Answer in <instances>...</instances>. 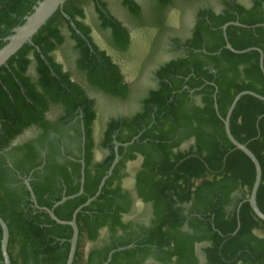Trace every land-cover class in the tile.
<instances>
[{
  "label": "trees",
  "instance_id": "16d2710c",
  "mask_svg": "<svg viewBox=\"0 0 264 264\" xmlns=\"http://www.w3.org/2000/svg\"><path fill=\"white\" fill-rule=\"evenodd\" d=\"M39 1L0 0V49ZM89 1L98 27L110 31L109 47L127 62H140L166 32L172 18L168 11L185 0H154L149 25L140 22L141 6L135 0H119L140 22L142 34L153 27L134 46L128 28L109 12L107 0H66L62 11L69 19L58 9L31 44L0 66V216L9 230L11 264H65L72 235L69 225L56 223L34 206L24 180L30 178L38 205L51 208L61 197L78 192L83 159V193L54 209L58 218L70 220L74 209L95 194L114 159V142L124 144L135 136L131 144L118 147L120 159L100 194L76 216L79 235L72 264H102L111 250L129 244L133 246L115 251L108 264H264V221L247 201L255 167L229 141L222 120L237 93L250 90L264 96L259 52L230 51L222 31L225 23L239 22L245 27L226 29L231 46L257 47L264 54V26L250 27L264 22V0H251L250 6L221 0L220 12L198 8L189 36L170 37L183 54L160 64L154 72L157 86L141 99L140 109L111 118L100 136L94 99L53 56L66 41L65 27L77 53L76 71L86 83L113 99L125 100L130 94L119 63L95 42L85 23L83 4ZM53 106L62 110L55 121L47 118ZM32 127L40 131L36 138L12 145ZM230 130L261 165L256 201L264 213V101L243 95L231 114ZM66 140L75 147L64 145ZM189 142L187 149L181 148ZM98 150L105 151L101 158ZM138 160L134 192L151 208L147 225L126 219L134 199L122 187L124 170ZM103 232L107 239L96 245ZM200 244L202 260L196 250Z\"/></svg>",
  "mask_w": 264,
  "mask_h": 264
},
{
  "label": "rangeland",
  "instance_id": "374dc122",
  "mask_svg": "<svg viewBox=\"0 0 264 264\" xmlns=\"http://www.w3.org/2000/svg\"><path fill=\"white\" fill-rule=\"evenodd\" d=\"M138 4L141 6V20L143 24L149 25L152 24V20L150 19L154 14V0H136ZM245 5L250 4L251 0H237ZM109 9L111 12L119 18L128 30L131 33L133 46L137 44L139 40L141 41V35H147L151 33L153 27H148L144 30L142 34V30L139 29L138 20H134L127 12V10L121 5L119 0H108ZM86 13L85 23L88 24L92 29V35L95 42L105 50L111 54L115 60L119 63L122 68L126 81L130 86V94L125 100L113 99L107 97L103 94L93 92L90 88H88V92L91 96H93L96 102V109L98 113V121L96 123V135L100 136L102 130L105 126V123L110 120V118H118L123 116H130L136 111H138L141 107V99L146 95V93L157 86V79L155 77L156 68L162 64L163 62L180 56L183 54V51L175 50L172 48L170 43V37L177 36L179 38H184L189 35L192 23L195 17V12L198 8L208 7L213 8L215 11L221 10V0H185L176 2L174 7L168 11V15H171L172 18L170 20L169 26L167 27L166 32L161 34L160 37H157L156 41L158 42L154 51L146 55L142 61L127 62L125 59L118 56V54L109 47L108 45V31H103L98 27V20L94 11L93 4L89 1L83 4ZM63 33L66 36V41L64 45L60 46L54 53V58L62 63L65 69L72 72L73 77L83 84L82 78L75 72L74 60L76 53L73 48V43L69 39L68 32L66 28H63ZM146 41L143 38L144 42ZM155 41V42H156ZM33 68H30V73L32 74ZM84 85V84H83ZM87 88V87H86ZM61 113V109L59 107L53 106L51 110L48 112L47 116L49 119H56ZM39 134V130L35 127L26 129L19 137L16 138L14 144H21L27 140L36 138ZM189 143H185L182 145V149H187ZM67 147L74 148V143L66 142ZM104 150H98L96 156L101 158L104 156ZM140 165V161L129 162L126 165L124 172L127 174L126 177L122 181V187L125 190H129L130 192H134V184H133V175L135 171L138 169ZM240 194H235L234 197H239ZM134 205L132 211L126 217L127 220H132L135 223H148L151 215V208L148 205L141 204L140 202L134 200ZM107 232L102 233L101 239L96 243V245L102 243V241L107 239ZM204 244H200L197 246L196 250L202 260V246ZM89 247V245H88ZM147 264H159L155 262H148Z\"/></svg>",
  "mask_w": 264,
  "mask_h": 264
},
{
  "label": "water",
  "instance_id": "95a60500",
  "mask_svg": "<svg viewBox=\"0 0 264 264\" xmlns=\"http://www.w3.org/2000/svg\"><path fill=\"white\" fill-rule=\"evenodd\" d=\"M65 1L66 0H41V1H39L37 3V5L34 6V12L31 15L25 17L26 22L23 25L14 28L13 33L4 39L5 41H7V44L0 49V66L4 65L6 63V61L12 55H14L24 44H31L33 35L39 30V28L41 26H43L46 23V21L58 9H60L62 11V8H63ZM250 5H251V3L247 4V6H250ZM217 11H219V10H217ZM62 14L67 19H69V17L67 16V14L65 12L62 11ZM71 25L74 26V24L72 22H71ZM229 25H236V26L245 27L244 25L240 24L239 22H227L224 25H222V31H223V35L225 38V48L229 49L230 51H232L234 53H245V52L250 51V50L258 51L260 54L259 66H260L262 73L264 74V65H263L264 54H263V51L257 47H250V48H246L243 50L234 49L231 46V44L229 43L227 36H226V29ZM258 26H264V22L260 23V24L252 25L250 27L255 28ZM216 92H217V88L215 89V93H214V106L217 110ZM243 95H251V96H253L259 100L264 101L263 95H260L256 92H253L250 90H243L234 96V98H233V100H232V102H231V104L227 110L226 116L224 118H222V120H223V124H224L225 134H226L227 138L229 139V141L233 144V146L235 148L241 150L254 164L255 178H254V182H253V185H252V188H251V191H250V194H249L247 201H248L253 213L256 215V217H258L260 220L264 221V213L259 209V207L257 205V201H256V195H257V191H258V188H259V185L261 182V177H262L261 165H260L258 159L256 158V156L254 155V153L246 146V144L240 143L237 139H235V137L232 135L231 130H230L231 114H232L237 102L239 101V99ZM197 100H199V99H197ZM82 131H83V128H82ZM137 137L138 136H135L130 142H127L124 144H121L117 141L114 142V159H113L110 167L108 168L106 174L100 180V183L97 187L95 194L93 196L87 198V200L84 203H82L81 205L77 206L74 209V211L72 212L70 220H62V219L58 218L54 213V209L57 206L64 203L66 200L83 193V184H84V177H85L84 160L83 159L80 160L82 167H81V172H80L81 176H80V180H79L80 186H79L78 192L74 195H68V196L61 197L58 201H56L53 204V206L51 208H48L45 206L41 207L38 205L36 198H35V194H34L32 188L30 186V182H29L30 178L27 177L24 180V184L30 193V199L33 202L34 206L37 209H40V210L47 212L49 217L52 220H54L56 223L62 224V225H69L72 229V235H71V238L69 239V243H70L69 244V251H68V255H67V259H66L65 264H72L73 260H74L77 241H78V235H79V229H78V225L76 222V216H77L78 212L80 210H82L83 207L89 205L92 201H94L97 198V196L100 194L101 189H102L106 179L111 175L115 165L118 163V161L120 159V156L118 153V147L120 145L127 146V145L131 144L134 139H137ZM83 141H84V136L82 137V144H83ZM0 227L2 230V238H1V242H0V251H1L2 259H3V264H11L10 257H9L8 251H7L8 240H9V230H8V226H7L6 222L3 220V218L1 216H0ZM132 246H133L132 244H129L125 247H119V248L111 250L108 253V258L102 264H108V262L111 260L112 254L115 251L123 250L125 248H130Z\"/></svg>",
  "mask_w": 264,
  "mask_h": 264
},
{
  "label": "flooded vegetation",
  "instance_id": "af4514ba",
  "mask_svg": "<svg viewBox=\"0 0 264 264\" xmlns=\"http://www.w3.org/2000/svg\"><path fill=\"white\" fill-rule=\"evenodd\" d=\"M136 1V0H135ZM237 1V0H236ZM120 2V1H119ZM137 2V1H136ZM107 3H108V0H107ZM138 3V2H137ZM94 7V6H93ZM108 9H109V5H108ZM222 9V8H221ZM221 10H219V11H216V12H220ZM109 12L112 14V15H114L112 12H111V10L109 9ZM114 17H116L115 15H114ZM117 18V17H116ZM85 19H86V17H85ZM118 20H120L119 18H117ZM121 21V20H120ZM122 22V21H121ZM193 23H194V20H193ZM192 23V24H193ZM122 24L125 26V24L122 22ZM126 27V26H125ZM104 31V30H103ZM105 31H108V37H110V31L109 30H105ZM92 33V32H91ZM93 36V35H92ZM189 35H187V36H185L183 39H185L186 37H188ZM73 43V42H72ZM64 45V44H63ZM172 46V48H174L173 47V45H171ZM76 53V52H75ZM77 57V53H76V56H75V58ZM75 61V60H74ZM74 67H75V65H74ZM75 70H76V68H75ZM81 78H82V75H81V73H79V72H77V71H75ZM72 73V72H71ZM72 78L73 79H75L74 77H73V74H72ZM76 80V79H75ZM82 80H83V84H81L80 82H78L77 80V82L78 83H80L81 85H82V87H83V89H85V91H86V95L90 98V99H94L93 98V96H91L90 94H89V92H88V88H90L93 92H96V93H100L101 94V92L100 91H98L97 89L95 90V89H93V88H91L87 83H86V81L82 78ZM87 87V88H86ZM95 101V100H94ZM95 107H96V102H95ZM61 113H62V110H61ZM60 113V114H61ZM48 114V113H47ZM62 115V114H61ZM61 115H59V116H61ZM58 116V117H59ZM58 117L56 118V119H50L51 121H55V120H57L58 119ZM47 118H48V116H47ZM115 118V117H114ZM119 118V117H118ZM49 119V118H48ZM111 119V118H110ZM76 119L74 118V119H72L71 120V122L73 123L74 121H75ZM109 121V120H108ZM33 128V127H32ZM39 134H40V131H39ZM38 134V135H39ZM69 134H72L71 132L69 133ZM37 135V136H38ZM36 136V137H37ZM70 140V139H69ZM69 140H66V141H64V145H66V142H69ZM15 142V141H14ZM14 142H13V144L12 145H16V144H14ZM69 143H71V142H69ZM67 146V145H66ZM63 150H64V147H61L60 148V152H63ZM131 194H132V197H133V199L134 200H136V201H138L139 202V200L137 199V197H136V195H135V192H131ZM142 204V203H141ZM133 205H134V203H133ZM133 205H132V208H133ZM145 205H148V204H145ZM149 206V205H148ZM131 211H132V209H131ZM130 211V212H131ZM151 216V215H150ZM148 223H149V221H148ZM148 223H144L145 225H147ZM148 262H153L152 260H147L146 261V263H148Z\"/></svg>",
  "mask_w": 264,
  "mask_h": 264
}]
</instances>
